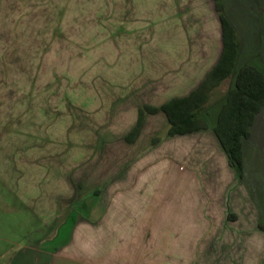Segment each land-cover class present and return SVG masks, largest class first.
I'll return each instance as SVG.
<instances>
[{"label":"rangeland","instance_id":"374dc122","mask_svg":"<svg viewBox=\"0 0 264 264\" xmlns=\"http://www.w3.org/2000/svg\"><path fill=\"white\" fill-rule=\"evenodd\" d=\"M224 2L243 38L240 65L263 66L264 0ZM220 51L215 0H0V239L35 220L24 204L37 164L56 187L62 175L88 190L113 177L105 203L118 215L130 175H232L210 135L168 139L163 116L139 145L125 141L139 107L188 94ZM246 158L251 171L264 163V144L247 141Z\"/></svg>","mask_w":264,"mask_h":264},{"label":"crops","instance_id":"0c3cea01","mask_svg":"<svg viewBox=\"0 0 264 264\" xmlns=\"http://www.w3.org/2000/svg\"><path fill=\"white\" fill-rule=\"evenodd\" d=\"M239 34L240 65L244 42ZM222 51L221 27L220 54L197 86L159 106L139 107L127 135L138 124L144 106L160 107L194 91L217 65ZM255 66L264 72V65ZM232 79L235 85L232 77L220 87ZM225 98L215 103L211 100L208 105L203 114L208 128L170 136L164 112L146 114L139 134L130 138V143L126 135L125 141L130 146L139 145L149 120L163 116L168 139L210 135L232 175H166L161 167L130 175V208L118 215L119 211H108L105 203V193L116 183L113 177L88 190L85 181L62 175L61 185L56 187L55 175H49L53 171L37 164L34 174H26L31 191H27L29 198L24 204L35 220L0 239V264H264V163L258 161L251 171L246 158L247 141L254 137L258 147L264 144V107L249 129L250 137L242 140L240 172L232 166L215 132ZM159 135L160 131L152 138V146L161 143ZM40 178L46 185L36 191Z\"/></svg>","mask_w":264,"mask_h":264},{"label":"trees","instance_id":"16d2710c","mask_svg":"<svg viewBox=\"0 0 264 264\" xmlns=\"http://www.w3.org/2000/svg\"><path fill=\"white\" fill-rule=\"evenodd\" d=\"M215 2L223 36V51L219 62L188 96L174 98L160 107L141 108L138 124L132 133L127 135L126 141L130 143V138H135L139 134L146 114L164 112L170 124V136L208 128L203 114L207 112L213 92L225 80L235 77L234 88L225 98L215 132L232 166L241 172L242 140L250 137L249 129L256 115L264 107V72L252 63L238 64L242 39L237 27L227 15L224 0Z\"/></svg>","mask_w":264,"mask_h":264}]
</instances>
